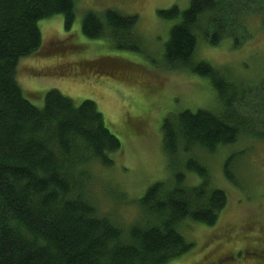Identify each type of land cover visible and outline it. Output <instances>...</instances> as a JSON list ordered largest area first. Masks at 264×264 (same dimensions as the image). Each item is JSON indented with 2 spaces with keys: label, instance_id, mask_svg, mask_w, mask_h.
I'll list each match as a JSON object with an SVG mask.
<instances>
[{
  "label": "trees",
  "instance_id": "16d2710c",
  "mask_svg": "<svg viewBox=\"0 0 264 264\" xmlns=\"http://www.w3.org/2000/svg\"><path fill=\"white\" fill-rule=\"evenodd\" d=\"M76 2L0 0V264H170L194 248L181 224L213 227L228 202L197 153H215L244 137L264 141V76L243 83L228 68L195 61L199 41L216 48L229 37L239 47L245 18L259 16L264 25V0H192L185 11L158 12L173 23L165 69L207 80L215 107L176 111L163 121V151L173 176L137 201L141 219L126 229L99 215L87 195L93 165L112 167L111 155L122 148L97 104L76 105L52 90L36 107L17 81L19 62L42 47L39 22L62 16L70 31ZM136 21L113 10L88 12L82 33L89 40L119 39L118 49L129 52L134 42L142 45ZM183 156H189L186 162ZM234 160L225 161L223 173L239 186ZM187 172L201 183L190 187Z\"/></svg>",
  "mask_w": 264,
  "mask_h": 264
},
{
  "label": "rangeland",
  "instance_id": "374dc122",
  "mask_svg": "<svg viewBox=\"0 0 264 264\" xmlns=\"http://www.w3.org/2000/svg\"><path fill=\"white\" fill-rule=\"evenodd\" d=\"M192 0H77L75 21L66 31L64 18L39 22L42 47L22 59L17 81L24 96L43 107L52 90L72 99L97 104L107 127L118 137L121 150L111 155L110 168L93 165L87 195L99 215L126 229L141 219L137 201L158 182L172 178L174 168L163 151V121L171 113L215 107L210 83L188 73L164 67L165 44L172 22L159 11L189 8ZM107 10L137 17L136 32L142 45H129L139 52H125L111 36L89 40L82 33L86 13ZM241 44L225 37L219 47L199 41L195 61L228 68L235 80L258 82L264 76V25L259 16L244 19ZM111 33V32H109ZM108 33V34H109ZM232 155V171L239 186L224 176L223 166ZM209 172L213 188L225 192L228 202L215 226L185 221L180 233L194 248L170 264H264V141L241 138L235 145L215 153L198 152ZM189 156L181 157L186 162ZM190 187L201 183L187 172Z\"/></svg>",
  "mask_w": 264,
  "mask_h": 264
}]
</instances>
